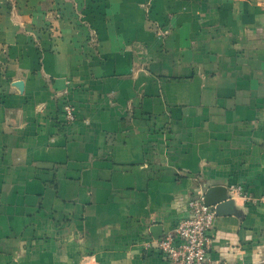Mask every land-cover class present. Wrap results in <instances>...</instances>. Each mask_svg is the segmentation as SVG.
Returning a JSON list of instances; mask_svg holds the SVG:
<instances>
[{"label": "crops", "instance_id": "0c3cea01", "mask_svg": "<svg viewBox=\"0 0 264 264\" xmlns=\"http://www.w3.org/2000/svg\"><path fill=\"white\" fill-rule=\"evenodd\" d=\"M218 186L263 264L264 0H0V264H168Z\"/></svg>", "mask_w": 264, "mask_h": 264}, {"label": "built area", "instance_id": "2783aa9c", "mask_svg": "<svg viewBox=\"0 0 264 264\" xmlns=\"http://www.w3.org/2000/svg\"><path fill=\"white\" fill-rule=\"evenodd\" d=\"M63 119L67 124L76 120L75 109L69 103L63 106ZM216 217L215 207L206 205L203 195L193 198L189 202V215L157 241V248L168 264H229L210 257Z\"/></svg>", "mask_w": 264, "mask_h": 264}, {"label": "water", "instance_id": "95a60500", "mask_svg": "<svg viewBox=\"0 0 264 264\" xmlns=\"http://www.w3.org/2000/svg\"><path fill=\"white\" fill-rule=\"evenodd\" d=\"M205 203L208 206H214L218 215L230 212L234 206V202L229 198L226 188L220 186L210 188L206 192ZM158 230L159 228H156L154 232Z\"/></svg>", "mask_w": 264, "mask_h": 264}]
</instances>
